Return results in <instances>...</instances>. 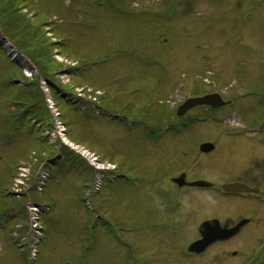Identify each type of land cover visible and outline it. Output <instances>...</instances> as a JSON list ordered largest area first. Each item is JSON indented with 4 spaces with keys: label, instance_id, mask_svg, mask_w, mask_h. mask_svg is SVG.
Returning <instances> with one entry per match:
<instances>
[{
    "label": "rangeland",
    "instance_id": "rangeland-1",
    "mask_svg": "<svg viewBox=\"0 0 264 264\" xmlns=\"http://www.w3.org/2000/svg\"><path fill=\"white\" fill-rule=\"evenodd\" d=\"M12 2L18 4L12 6ZM9 3L8 9L22 5L21 17L40 26L34 31L26 25L27 33L34 31L29 33L30 38H37L40 33V42L45 45H33L53 68L47 78L55 86L65 87V93L77 95L74 103L85 101L92 90L95 96L103 94L102 106L107 102L117 110L109 108L112 115L123 116L120 110L125 105L131 116L147 109L156 129L174 122L176 110L190 97L217 93L234 104L215 112L194 109L187 120L193 122L185 132L168 134L158 142L155 138L159 132L146 134L147 126L143 129L129 124L133 119L124 111V123L110 122L106 116L89 119L87 113L77 111L65 115L67 107L55 98L53 102L60 108L64 123L59 130L69 147L101 170L115 166L121 169L133 163L134 171L124 172L130 181L120 185L105 181L100 190L102 174L88 172L87 167H82V160L66 155L52 167L53 180L44 194L36 190L27 199H6L4 195L13 186L11 179L18 163L43 150L51 151L41 142L42 132L37 126L31 132L28 123L16 122L8 115L22 112L15 106L22 103L17 100L28 104L34 100L42 118L48 123L50 119L41 98L6 86L18 80L29 92L37 82L24 79L21 68L9 62L0 44V264H30L26 255L33 242L26 245L36 224L24 210L28 206L35 216V204L45 203L51 209L41 218L46 241L38 247L40 255L35 264H210L214 256L183 255L186 246L198 238L197 228L203 220L218 216L225 226H230L235 215L257 209L258 215L253 219L261 221L262 226L261 200L226 198L213 190H182L172 182L157 188L154 181L171 169L173 177L185 172L188 181L210 180L218 189L222 182H242L264 191V129L259 134L247 131L264 117V0ZM2 10L0 22L7 25L8 34L13 33L21 18L7 24ZM2 35L13 44L0 29ZM23 35L16 33L14 40L21 41ZM17 61L25 65L20 59ZM87 62L96 66H87ZM74 67L78 68L75 72ZM85 68L87 73H83ZM29 70L33 69L29 66ZM250 91H259V97L255 93L245 97ZM54 135L53 132V138ZM204 142L214 143L215 152L199 153V145ZM33 169L32 164L21 166L18 180L25 178L23 193L34 191V183H29L32 176L35 182L40 178L41 168L34 170L37 174H33ZM17 185L13 190H18ZM99 190L101 193L96 194ZM13 211L22 213L21 217L7 222L2 215L11 216ZM97 220L101 224L93 229ZM103 223L110 226L109 233ZM14 232L18 233L17 247L12 238ZM262 241L247 245L236 239L226 245V251L234 249L239 253ZM19 245L26 248V253Z\"/></svg>",
    "mask_w": 264,
    "mask_h": 264
},
{
    "label": "trees",
    "instance_id": "trees-1",
    "mask_svg": "<svg viewBox=\"0 0 264 264\" xmlns=\"http://www.w3.org/2000/svg\"><path fill=\"white\" fill-rule=\"evenodd\" d=\"M9 1L10 0H7V1L6 0H2V1L0 0V9L1 8H4V10H2V11L5 13L4 14L5 15V19H6L5 22L7 24H9L10 21H12V20L17 21V19H20L21 18V20H23L25 23L22 22L21 20H19L18 23L16 24V28L12 29L14 34L13 33H10V32L8 34L7 33L8 32L7 31V25L4 24V22H2V23L0 22V29L2 30V33L7 38H10L11 41H12V43H13V45L19 50V52L22 53L24 56H26L35 65V67L38 70V73H39V76L40 77L45 78V79H48L50 82H53L51 80V78L50 79L47 78V77H49L52 74V71H53L52 69L53 68H51L50 64L46 60L45 55H42V52H38V48H35V46L33 45V43H35V42L40 43V46L45 45V44H43V43L40 42L42 40V38L40 37V33L37 35V36H39L37 38H30L29 37V35H31L29 33H33L37 28L40 29V26L33 25L34 22L30 21L29 19L28 20L24 19V16H23V18L21 17L22 15H20V11H22L23 8H24L22 5H20L19 8H16V7L15 8H12V6H13L12 4L13 3H17V2H12L11 3L12 6L10 7V9H8V6H6V5L7 4H10ZM2 3H4V4H2ZM6 8H7L8 11L6 10ZM9 18H11V19L9 20ZM1 20H2V17L0 16V21ZM26 25L28 27L30 26V28L33 29L34 31L31 30L30 32L27 33ZM24 28H26V29H24ZM22 32L24 33V35L22 36V39L20 38L21 41H19V42L15 41L14 40V36H16V33H22ZM44 64H46V65H44ZM22 76H23V74H22ZM15 87L18 88V90H20L22 92V94H26V95H29L30 94L32 96V98L34 96H38L39 98H41V92H40V90L36 86L31 85V87L29 88L30 89L29 92H27L25 90V89L28 88L26 86L17 85ZM11 98L17 100L14 97H11ZM55 98L61 100V98L57 94L55 95ZM17 101L22 102L20 104L21 107L28 108V110L25 113V116L31 117L33 119L34 118H38L37 120H40V119L44 120L42 118V116L39 115V113L35 109L29 108L30 107L29 105L34 104V100L31 102L32 104H28L27 101L26 102L25 101H21V100H17ZM62 101L63 102L61 103V105L63 107H65L64 106V104H65L66 107H67V109H69V110H67L65 108L66 109L65 111L67 112L65 114H69L70 106H68V104H66V102L64 100H62ZM27 106H29V107H27ZM70 124H71V121H70Z\"/></svg>",
    "mask_w": 264,
    "mask_h": 264
},
{
    "label": "water",
    "instance_id": "water-1",
    "mask_svg": "<svg viewBox=\"0 0 264 264\" xmlns=\"http://www.w3.org/2000/svg\"><path fill=\"white\" fill-rule=\"evenodd\" d=\"M201 105L212 106L213 108H219L224 106L225 104L222 101L221 97L216 94L209 95L204 98L190 99L180 107L178 111V115L181 116L185 114V112H187L188 110ZM213 149L214 146L212 144H204L200 147V150L204 153H208ZM184 179L185 177L182 176L179 179H176L175 181L178 182L179 185H181L184 182ZM191 186L206 187L211 185L209 183L198 182L191 184ZM223 189L225 191L236 192V193L251 191V189L241 184L226 185L223 187ZM238 228L239 227H236L235 229L232 230H222L217 221L206 222L201 226L200 229L204 239L191 245L189 250L191 252H201L203 249H205L210 243L214 242L215 240L230 238L237 232Z\"/></svg>",
    "mask_w": 264,
    "mask_h": 264
},
{
    "label": "flooded vegetation",
    "instance_id": "flooded-vegetation-1",
    "mask_svg": "<svg viewBox=\"0 0 264 264\" xmlns=\"http://www.w3.org/2000/svg\"><path fill=\"white\" fill-rule=\"evenodd\" d=\"M249 196H256L257 197V195H249ZM248 207L252 208L251 205H249ZM254 210H256V211H254ZM245 215H247V216H245ZM256 215H258V210L257 209H251L247 213L243 212L240 215L239 214L235 215L232 218V220H233L232 223L233 224L230 225V227L237 225L244 218H248L249 222L240 229L239 233L235 237H233L230 240L225 241V242H218V243L214 244L213 246H211L209 248V249H212L213 247L217 246V248L219 249V251H215L214 253H216L217 256H220L221 258L215 256L214 257L215 261H218L220 259H221V261H223L222 259L227 261L229 259V257L225 259L224 255L220 254L219 252L226 251V249H227L226 244L230 243L233 240L242 239V240L246 241L245 243H247V245L248 244H252V243H256L257 241L264 240V237H263L264 234H261L262 232H264V223H262V226H261V221L254 220L253 217L256 216ZM251 233L253 234V237H252ZM247 249L248 250H245L244 248H242L241 250H243V251L239 252V253L237 251L232 252V253H227L226 252L225 256H230L231 255V257L233 259H237V258H239V254H240L242 256L238 260H235L234 262H236V263H233V264H249L250 260L253 258V250H252V247L247 248ZM207 251L205 253L201 254V255H203V257L205 255H208ZM208 256L210 257V255H208Z\"/></svg>",
    "mask_w": 264,
    "mask_h": 264
},
{
    "label": "bare ground",
    "instance_id": "bare-ground-1",
    "mask_svg": "<svg viewBox=\"0 0 264 264\" xmlns=\"http://www.w3.org/2000/svg\"><path fill=\"white\" fill-rule=\"evenodd\" d=\"M95 160H93V162H94ZM237 205V204H236Z\"/></svg>",
    "mask_w": 264,
    "mask_h": 264
}]
</instances>
